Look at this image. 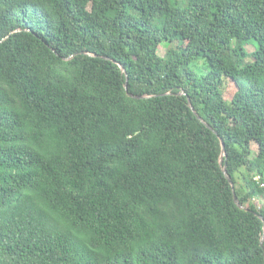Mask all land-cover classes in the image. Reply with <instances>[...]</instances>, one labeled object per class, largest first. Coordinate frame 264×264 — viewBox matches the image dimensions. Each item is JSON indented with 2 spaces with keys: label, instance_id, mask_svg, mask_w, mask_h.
<instances>
[{
  "label": "trees",
  "instance_id": "16d2710c",
  "mask_svg": "<svg viewBox=\"0 0 264 264\" xmlns=\"http://www.w3.org/2000/svg\"><path fill=\"white\" fill-rule=\"evenodd\" d=\"M258 175L264 0H0V264H264Z\"/></svg>",
  "mask_w": 264,
  "mask_h": 264
},
{
  "label": "water",
  "instance_id": "95a60500",
  "mask_svg": "<svg viewBox=\"0 0 264 264\" xmlns=\"http://www.w3.org/2000/svg\"><path fill=\"white\" fill-rule=\"evenodd\" d=\"M120 67H121L123 73H127L126 68H125L123 65H120ZM125 87H126L127 92H129V76H128V75H127V81H126V85H125ZM180 95H184V93H181ZM131 97H133V98H137V99L145 98V97H143V96H142V97H137V96H133V95H131ZM188 101H189V106H190V108L193 110V112L198 116V118H199L203 123H205L204 120H203V119L197 114V111H196L194 105L192 104V101H191L190 98L188 99ZM207 126H208L211 130H213V128H212L211 126H209V125H207ZM213 131H214V130H213ZM217 135H218V133H217ZM218 136H219V135H218ZM219 138H220V140H221V145H222V154H221V157H220V164H221V167H222V169H223V173H224V175L226 176V178L228 179V181H229V182L231 183V185H232L233 192H234L235 203L237 204V206H238L239 208L248 211L249 208H247L246 206H244V205L241 204V202H240V200H239V197H238V195H237V193H236L235 185H234V183H233L232 178H231L230 175H229L227 164H225V159H227L226 144H225L224 140H223L220 136H219ZM260 218H261V219L263 220V222H264V218H263L261 215H260ZM262 247L264 248V235H263V238H262Z\"/></svg>",
  "mask_w": 264,
  "mask_h": 264
},
{
  "label": "rangeland",
  "instance_id": "374dc122",
  "mask_svg": "<svg viewBox=\"0 0 264 264\" xmlns=\"http://www.w3.org/2000/svg\"><path fill=\"white\" fill-rule=\"evenodd\" d=\"M247 50L250 52V53H253L255 50H256V45L255 43L251 42L248 46H247ZM168 51V46L166 44H163L160 46L159 48V55L161 57H164L166 55ZM193 69L194 71H196L197 73H201V74H205L208 69H207V66L205 65L204 63V60H200L199 62H197L196 64H194L193 66Z\"/></svg>",
  "mask_w": 264,
  "mask_h": 264
},
{
  "label": "built area",
  "instance_id": "2783aa9c",
  "mask_svg": "<svg viewBox=\"0 0 264 264\" xmlns=\"http://www.w3.org/2000/svg\"><path fill=\"white\" fill-rule=\"evenodd\" d=\"M256 183H257L262 189H264V184H260V175H258V180L256 181Z\"/></svg>",
  "mask_w": 264,
  "mask_h": 264
},
{
  "label": "bare ground",
  "instance_id": "6f19581e",
  "mask_svg": "<svg viewBox=\"0 0 264 264\" xmlns=\"http://www.w3.org/2000/svg\"><path fill=\"white\" fill-rule=\"evenodd\" d=\"M258 180V177H257V179H256V181ZM260 184H261V178H260Z\"/></svg>",
  "mask_w": 264,
  "mask_h": 264
}]
</instances>
